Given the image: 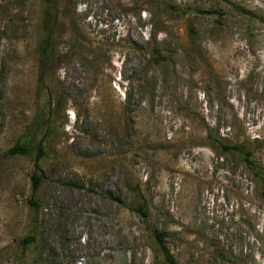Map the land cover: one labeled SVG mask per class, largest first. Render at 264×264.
Returning a JSON list of instances; mask_svg holds the SVG:
<instances>
[{
    "label": "rangeland",
    "instance_id": "1",
    "mask_svg": "<svg viewBox=\"0 0 264 264\" xmlns=\"http://www.w3.org/2000/svg\"><path fill=\"white\" fill-rule=\"evenodd\" d=\"M45 8L0 0V264H165L149 228L176 264H264L262 183L209 140L264 170V0H54L43 67Z\"/></svg>",
    "mask_w": 264,
    "mask_h": 264
},
{
    "label": "trees",
    "instance_id": "2",
    "mask_svg": "<svg viewBox=\"0 0 264 264\" xmlns=\"http://www.w3.org/2000/svg\"><path fill=\"white\" fill-rule=\"evenodd\" d=\"M43 3L46 5V8L43 13L42 19V33L43 39L40 46V60L43 67L48 66L52 61V50L55 44L54 41V34H55V26L57 21V16L55 13L51 11V6L54 0H42ZM168 4H164L161 2V8L164 11H173L177 16H182L187 13V10H182L179 12L176 8L171 7L168 8ZM170 7V6H169ZM155 17V14L154 16ZM153 42L156 43L155 37L153 36ZM45 127V126H44ZM28 133V132H27ZM25 134L14 146L7 149L4 153L5 156H24L28 155L30 150L34 147L32 146V137L31 135ZM210 140V147L212 150L218 153V155L224 156H236L238 159L241 160L242 164L252 173V175L260 180L262 183V189L260 192V196L262 202L264 203V170L260 168L254 158V153L252 150L248 149L247 147L239 144H233L229 142H225L220 137H211ZM36 149V160H35V170L30 176L31 182V198L28 201L29 206L33 208V210L37 211L41 207L39 205L38 200L34 198V194L39 190L41 185V176L37 173L38 165L37 162L41 158L43 154V149L38 144ZM130 209L136 212L144 221H146L150 217V213L146 210L144 204L137 203L136 205H132ZM150 229V235L152 239L151 250L153 251L155 257L157 259H161V261L165 264H176L169 254V251L165 245V237L167 234L164 232L157 231L154 228ZM34 241V236H26L23 238L20 243L22 245H28Z\"/></svg>",
    "mask_w": 264,
    "mask_h": 264
}]
</instances>
